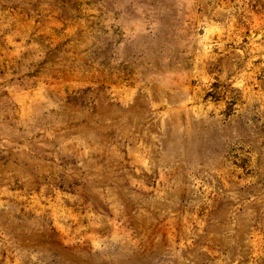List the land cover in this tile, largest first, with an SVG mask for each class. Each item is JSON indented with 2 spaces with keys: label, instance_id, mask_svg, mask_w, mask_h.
I'll return each instance as SVG.
<instances>
[{
  "label": "rangeland",
  "instance_id": "374dc122",
  "mask_svg": "<svg viewBox=\"0 0 264 264\" xmlns=\"http://www.w3.org/2000/svg\"><path fill=\"white\" fill-rule=\"evenodd\" d=\"M0 264H264V0H0Z\"/></svg>",
  "mask_w": 264,
  "mask_h": 264
}]
</instances>
